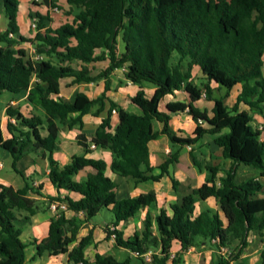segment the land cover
<instances>
[{
  "label": "trees",
  "instance_id": "obj_1",
  "mask_svg": "<svg viewBox=\"0 0 264 264\" xmlns=\"http://www.w3.org/2000/svg\"><path fill=\"white\" fill-rule=\"evenodd\" d=\"M66 1L78 9L71 22L49 28L48 12L58 7L57 0H42L48 12L31 15L34 36L28 38L19 32L18 0H1L7 23L0 31V94L27 91L26 100L42 109L43 117L36 112L24 115L7 105L5 128L10 136L4 138L0 129V148L9 152L12 169L21 176L16 161L42 149L48 178L57 190L56 195L48 197L47 204L63 202L67 209L84 216L67 218L63 211L51 216L47 236L36 244L35 255L68 250V264H132L130 256L121 260L96 252L92 263L85 257V248L93 242V227L80 238L78 232L83 222L107 208L113 220L104 228L105 238L113 237L115 247L137 253L134 257L141 264H180V253L194 246L197 239L216 249L230 248L234 240H239L236 251L231 250L226 259L220 257L219 264H231L248 246L249 235H264V0ZM24 42L31 43L33 53L20 46ZM96 50H100L99 54ZM106 59L107 66L92 74L89 64ZM72 63L79 67L73 68ZM194 67L202 73L197 79L200 84L193 78ZM121 68L127 81L155 85L150 97L139 88L130 98L139 113L122 108L107 96L110 74ZM68 77V86L103 80V91L95 98L79 91L71 101L65 100L59 93L61 80ZM236 85L241 86L240 90L234 104L228 106L224 100ZM174 91H184L189 101L170 102L167 112L159 111L162 98ZM202 97L212 102L210 112L194 104ZM241 103L260 114V127L253 125L247 110L239 108ZM105 109L106 116L91 140L87 142L80 133L77 142L86 152L90 144L110 151V169L119 176L136 182L159 181L168 174L169 166L178 162L180 149L192 147L205 134L214 135L223 158L231 162L229 168L217 177L220 167L206 163L210 177L183 191L180 182L171 178L177 197L169 205L170 212L161 207L152 216L147 211L142 229L125 236L120 223L150 207L156 201L155 192L117 198V184L105 175L104 160L74 155L59 169L53 155L62 127H82L85 114L98 116ZM114 109L119 123L112 130ZM183 111L195 122L191 134L184 137L178 136L169 124L170 113ZM154 120L161 124L160 130H154ZM162 135L174 149L157 166L159 173L154 174L148 143ZM193 161L199 166L194 158ZM239 165L258 170V176L237 183ZM86 166L92 167L95 175L83 181L73 180L72 176ZM24 180L26 184L20 189L0 184V264H24L26 260L27 244L21 233L37 213L38 205L27 196L32 188ZM60 190L80 197H61ZM209 198L216 200L219 210L195 213V203ZM262 241L260 256L264 264ZM174 243L180 246V252L172 255ZM147 253L148 260L144 256Z\"/></svg>",
  "mask_w": 264,
  "mask_h": 264
},
{
  "label": "crops",
  "instance_id": "obj_2",
  "mask_svg": "<svg viewBox=\"0 0 264 264\" xmlns=\"http://www.w3.org/2000/svg\"><path fill=\"white\" fill-rule=\"evenodd\" d=\"M22 3L24 5L23 10L22 9L20 10L19 6L22 5ZM0 4H1V0H0ZM57 5L59 9L58 12H53L52 10L51 11L49 10L50 12H48V7L41 0H18L17 23L19 26L20 34L28 38H32L34 36V30L32 29V22H31L32 20L31 15L33 16L35 13L46 14L48 12L50 16V21L46 22V25L51 29H55L61 26L60 23L65 17L64 16L65 7L67 11L70 10L69 13L72 14V18H73V15L78 12V9L75 7H72L66 0H57ZM1 17H2V13H0V31L6 28V23H7V20H6L5 23L1 24L2 22ZM99 52L100 50L95 51L96 54H99ZM263 59H264V54H263ZM98 62H106V66L108 64L107 59L90 63L89 67L90 69H92V74H96L100 70L106 67L105 66L104 68H98L96 66V63ZM72 67L78 68L79 65L72 63ZM117 71H119L121 75L115 76L116 75L115 73ZM123 72H124V68H121V69L114 70L110 74L111 90L107 92V96L109 98H112L113 101L117 103L119 106H121L122 108L127 109L129 111L139 113L140 110L136 108L134 104L131 103L130 98L136 93V91L139 88H142L145 91V87H146L152 93L153 90L155 89V85L152 83L147 84V82H142L141 84L131 83L124 78ZM262 72L264 75V60H263ZM192 73H193V78L195 74H197V78H194V80L202 77V73L198 67H194L192 69ZM70 80H71V77L64 78L61 80V89L59 93L65 100H68V101H71L74 95L79 91L84 92L89 98H95L101 94L104 88L103 80H98L96 82H89V83L82 82V83L73 84L71 86H68V83L70 82ZM100 82H102V86H100ZM212 85L215 86V84H212ZM240 87H241L240 85H236L231 90L229 96L226 97L224 100V103L226 105L232 106L234 104L236 96L240 90ZM125 89L126 90L128 89V93H125L124 96L121 95V97H116L118 96L117 92L120 93V91L122 90L124 91ZM179 92L183 93V98L177 97L176 94ZM5 93H6L5 95L6 98L5 100L2 101L1 103L2 107L0 108L4 112H5L6 106L10 104L14 108H18L24 115H29L31 112H36L38 115L43 117L42 109L34 108L33 105L26 100L27 91H22L19 93H11L8 91H3L0 94V97L1 95H4ZM145 94L147 93L145 92ZM117 98L119 99L125 98L124 100L125 102H127L128 107L125 108L124 106H122L119 103L120 101L117 100ZM231 98H233V101L231 100L233 102L232 104L230 102H226L227 99H231ZM164 99H166V102H165L166 105L174 101H183L185 103L189 101V97L184 91H174V93L164 96L162 100L160 101V103L163 102ZM203 99L204 98L202 97L201 99L196 101L194 104L200 107L201 109L205 108L208 112H210L211 107H212V102L205 100L206 104H200L203 101ZM107 106L108 105H106V108ZM239 108L247 110L253 119V115L251 113L252 111L246 105L241 103L239 105ZM114 111L115 112H113L112 110V115H111L112 130H114L117 124L119 123L117 111L115 109ZM183 114H185L187 117L190 118V116L186 113V111L170 113L171 119L169 122L170 127L177 133L178 136H182V137L188 136L192 132L191 131L188 135L183 134L184 132L182 129L183 126L178 120L180 117H182ZM105 116H106V109L103 112H101L100 115L98 116H93L90 113L85 114L82 117V121H83L82 127L74 126L73 128L68 129V128L60 126L62 128L60 130L58 141H57L58 147L53 153L54 158L58 162L59 169H62L65 165L70 163L74 155L85 156V157L93 158V159H102L106 163L105 175L108 176L112 181L116 180L117 174L113 173L110 169V163H111L110 151L95 147V148H89V152H86L84 147L78 144L77 142V136L80 133H84V135L86 136L87 142H89L91 138L93 137L95 129L101 122L102 118ZM256 117L258 118L257 120L260 122V124H262V117L260 116V114L257 115ZM7 120H8V117L6 115V122ZM252 122L254 121L252 120ZM193 126L195 127V122ZM153 128L154 130H160L161 124L158 121L154 120ZM1 131H2V135L4 138H7L10 136L7 131H6V134L4 133L2 129ZM205 136H208L209 139H211V147H215V149L219 150L222 162L206 161L204 164L210 163L211 165H214V166L218 165L220 167V171L217 173V177H220L224 174V170H227L229 168V165L231 162L223 158L221 148L218 147L214 142V135L205 134L196 144L199 145L201 141H204ZM262 137L264 138V133ZM195 146L196 145H193L192 147L188 146V149H189V154L191 155L192 160L194 158L197 162V158L195 154L193 153V151L196 149V148L194 149ZM148 148H149L150 165L153 167L152 173L158 174L159 169L157 166L166 159V157L169 155L171 150H173L174 148H172V146L169 144V141L164 135L160 136L159 138L155 140L150 141L148 143ZM183 148L184 147L180 149V156H179L178 162H176L173 165H170L168 168V174L163 175L159 181L148 180L145 182H136L132 178H127L126 180H123L121 183H116L114 181L117 184L116 191L119 190L121 194L125 197L137 196L140 193H145L149 190H153L156 194V201L150 207H145L144 209H140L132 218H130L126 222L120 223L119 228L123 229L125 236L132 234L135 230L140 231L142 229V220L147 211H150L152 216H155L161 207L166 208L168 212H170L169 205L175 202L176 197H177L176 192L172 188L171 178H175V177L170 167L176 166L177 171L179 172L180 170L179 165L183 163L181 162V154H182ZM209 156H211L210 153H208V157ZM211 157L213 159V156ZM6 163H8L12 169L11 155L9 154L8 151L0 148V184L11 185L15 189H20L26 184L24 180V178H26L27 183L32 188L28 190L27 196L34 199L36 201V204L38 205L37 213H35L31 217V222L22 229V233H21V239L27 244V247L25 249L26 260L24 264H68L67 263V251L68 250H65L64 252H61L58 254L44 252L40 256L35 255L36 244L47 236V230H48V224H49L50 217L55 214H58L51 208V204L61 203V202L54 201V202L47 204L48 197L56 195L57 190L56 188L52 186L48 178V163H47L46 158L43 155V150L37 149L35 152L28 153L16 161V168L22 172L23 177L19 173L15 172L13 169H12L13 171L12 175L4 173V168H5ZM240 166H245V165H239L237 167L236 176H235L236 182H237L236 180L237 172ZM202 167L203 168L200 174L201 175L200 180L198 181L196 185L190 186V188H195L199 186L201 183L205 182L210 177V172L204 167V165ZM257 172L259 173L258 170ZM95 173L96 171L92 167L86 166L80 169L77 173H75L72 176V179L75 181H83V180L93 177ZM192 173L193 174H191V172L189 171L188 173L184 172L183 174H185L186 177L195 179L194 176L196 172L194 169ZM258 173L257 175H254L251 177H257ZM251 177H248V178H251ZM123 178H126V177H123ZM176 179L180 182L181 185H183L182 179L180 180L179 178H176ZM216 181L218 183V179H216ZM261 181L264 183L262 178H261ZM184 189H186V187H184ZM59 195L61 197L68 196L72 198L73 200H76L80 197L78 193L67 191V190H60ZM117 198L119 197L117 196ZM203 210H209L210 212L218 211L219 210L218 203L216 202L214 198H209L204 201L202 200L197 201L195 203V213H198ZM63 212L67 218H70L72 216H77L80 219L84 218L81 212L75 213L74 211L69 210L67 208ZM110 223L111 222L101 225L99 226V229H98V228H95V225H92L91 221L83 222L82 227L80 228L78 232V238H80L81 236L87 234L89 229L93 227V242L90 243L85 248V251H84L85 257L91 263L93 262L94 254L96 252L103 253V254H111L117 259H119L116 255L117 254L116 251L123 250L122 251L123 253H128V256L134 257V254L131 251L123 249V248L115 247L114 240H112V238H109V239L105 238L104 228L106 225H109ZM154 228H155V225H154ZM154 232H156V230H154ZM262 240H264V235L263 236L253 235V234L249 235L248 246L243 248L239 257L236 260H231L230 263L231 264H239V263L261 264L262 260L260 256V251L263 247ZM238 246H239V240H234L230 248H227V247H224V248H226L230 254V251L231 250L236 251ZM27 251H28V254H27ZM171 251H172V255L175 252H180V246L177 243H174L171 248ZM221 256L223 255L219 252V249H216L215 247L211 246L208 242H204L202 239H197L196 244L194 246H191L186 251L180 253V260H181L180 264H219V260ZM44 257H49V260H42ZM223 257L225 259L228 258L225 256Z\"/></svg>",
  "mask_w": 264,
  "mask_h": 264
},
{
  "label": "rangeland",
  "instance_id": "obj_3",
  "mask_svg": "<svg viewBox=\"0 0 264 264\" xmlns=\"http://www.w3.org/2000/svg\"><path fill=\"white\" fill-rule=\"evenodd\" d=\"M23 6L24 5L22 3V5L19 6V9L20 10L21 9L23 10ZM58 11H59V9H57L56 11H53V12H58ZM69 12H70V10L67 11V9L65 7V11H64V16L65 17L61 21V23H60L61 25L64 24V23H67V22H70L71 21L72 14L69 13ZM0 13H2V17H1V19H2L1 24H2V23H5L6 22V17L4 16V12H3V8H2V5L1 4H0ZM31 22L35 24V21L31 20ZM21 46L25 47L28 50L29 53H33L34 48L31 45V43L24 42V43H21ZM118 50L119 51L122 50V43L120 41V37H119V43H118ZM96 66L98 68H104L106 66V62H98V63H96ZM115 74H116L115 76L121 75V73L119 71H117ZM194 78H197V74H195ZM195 81H196L197 84H200V81L199 80L195 79ZM147 84H151V83L147 82ZM100 86H102V82H100ZM221 90L224 91L225 88L222 87ZM145 92L147 93L146 94L147 97H150L151 94H152L150 92V90L147 89L146 87H145ZM6 93L4 95H1V97H0V108L2 107V104H1L2 101L5 100V98H6L5 97ZM125 93H128V89L127 90L125 89L124 91L122 90V91H120V93L117 92V95L118 96H116V97H121V95L124 96ZM214 93L218 95V91H215ZM176 95H177L178 98H183V93H180L179 92ZM110 99L113 100L112 98H110ZM124 99L117 98V100L120 101L119 103L126 108V107H128V105H127V102H125ZM231 100L233 101V98L227 99L226 102H230L232 104L233 102ZM165 102H166V99H164L163 102H161L159 104V107H158L159 111L167 112V108H166V103ZM200 104H206L205 99H203V101ZM251 113L253 115V121H254L253 122V125L254 126H257V127H260L261 124L257 120L258 118L256 117L259 114L256 111H252ZM178 120H179V122L183 126L182 127V129L184 131L183 134L188 135L192 131L193 127H194L193 126L194 125L193 120L191 118L187 117L185 114H183L182 117H180ZM5 123H6V115H5V112L0 109V128L6 134ZM173 123H174V121H173ZM158 142H160V141H158ZM195 145L196 146L194 147V149L195 148L196 149L193 151V153L195 154V156L197 158V162L200 164L199 167L196 166L193 163V160L191 158V155L189 154L188 146H184L183 151H182V154H181V162H183V163H181L179 165V167H180L179 169L181 171L179 170V172H178L176 166L175 167H170L171 171L173 172L174 177L175 178H179V180L182 179V184L183 185L180 184V186H179L180 191H183L184 190V187H186V189H187L188 187L193 186V185H196L198 183V181L200 180V177H201L200 174H201V171H202V168H203L202 166L204 165V163L206 161H210V162L211 161H214V162L220 161V162H222V159H221V155H220L219 150L215 149V147H211V139H209L208 136H205L204 137V141H201L199 145H197V144H195ZM208 153H210L211 156H213V159H212L211 156L208 157ZM193 169L196 172L195 176L193 175L195 177V179H191L189 177H186L185 174H183L184 172L185 173H188L189 171L191 172V174H193L192 173L193 172ZM4 173L11 174V175L13 174V171H12V169H11V167H10V165L8 163L5 164ZM257 173H258L257 170H255L253 168H250V167H247V166H240L238 168L236 180H237V182H239V181H242V180L247 179L248 177L257 175ZM126 179L127 178H123V177L117 175L116 176V180H114V181L116 183H121L123 180H126ZM262 180L264 181V178H262ZM116 193H117V196L119 198L125 197V196H123L121 194V192L119 190L116 191ZM112 220H113V216L110 213V211L107 208H102L99 211V213H97L95 216H93L91 218L90 221H91L92 225H95V228H98L99 229V226L104 225V224H106L108 222H111ZM100 231H101V229H100ZM122 251L123 250L116 251L117 257L119 259H121V260L128 256V253H123ZM27 254H28V251H27ZM226 256L229 257V251L226 252ZM42 260H49V257H44ZM131 260H132V264H141L140 261L138 259L134 258V257H131Z\"/></svg>",
  "mask_w": 264,
  "mask_h": 264
},
{
  "label": "built area",
  "instance_id": "obj_4",
  "mask_svg": "<svg viewBox=\"0 0 264 264\" xmlns=\"http://www.w3.org/2000/svg\"><path fill=\"white\" fill-rule=\"evenodd\" d=\"M57 9H58L57 7H53V8H51L52 11H56ZM34 27H35V24L32 23V28H34ZM113 112H115V111L113 110ZM90 148H95V145H94V144H90ZM51 208H52L56 213H60V212L66 210V205L63 204V203H53V204H51ZM112 239H113V237H112ZM219 252H220L223 256L227 257V256H226V252H227V249H226V248H224V247L220 248V249H219ZM133 254H134V255H137V253H133ZM144 256H145V259H146V260L149 259V253L145 254Z\"/></svg>",
  "mask_w": 264,
  "mask_h": 264
}]
</instances>
